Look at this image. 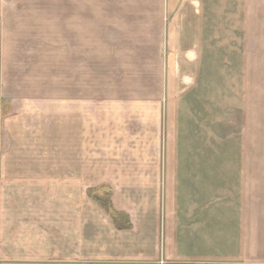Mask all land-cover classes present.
I'll return each instance as SVG.
<instances>
[{
  "label": "crops",
  "instance_id": "0c3cea01",
  "mask_svg": "<svg viewBox=\"0 0 264 264\" xmlns=\"http://www.w3.org/2000/svg\"><path fill=\"white\" fill-rule=\"evenodd\" d=\"M0 159V264H264V0H0Z\"/></svg>",
  "mask_w": 264,
  "mask_h": 264
},
{
  "label": "rangeland",
  "instance_id": "374dc122",
  "mask_svg": "<svg viewBox=\"0 0 264 264\" xmlns=\"http://www.w3.org/2000/svg\"><path fill=\"white\" fill-rule=\"evenodd\" d=\"M75 33H65V32H52V70L46 69L41 72V85L48 86L52 88V111L53 116H59L60 110H63L65 90H66V76H67V64H66V55L71 51L80 54V48L75 49V40L73 41V47L71 45L70 35ZM88 34V33H86ZM91 34V33H89ZM128 34V33H122ZM69 38V42H68ZM79 44V42H77ZM76 43V44H77ZM76 50V51H75ZM70 75V73H69ZM71 78V75H70ZM74 84V81L72 80ZM74 86V85H73ZM63 114V112H62ZM1 164V159H0Z\"/></svg>",
  "mask_w": 264,
  "mask_h": 264
}]
</instances>
